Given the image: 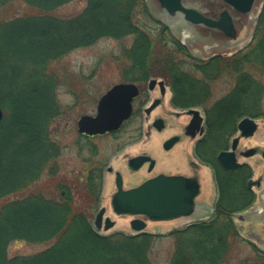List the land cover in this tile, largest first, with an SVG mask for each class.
I'll use <instances>...</instances> for the list:
<instances>
[{
    "label": "trees",
    "instance_id": "trees-1",
    "mask_svg": "<svg viewBox=\"0 0 264 264\" xmlns=\"http://www.w3.org/2000/svg\"><path fill=\"white\" fill-rule=\"evenodd\" d=\"M16 1L23 2L28 10L21 16H9L15 14L12 7ZM72 1L0 0V106L4 112L0 125V200L20 196L0 207V264H153L151 248L157 239L166 237L176 239L170 264H226L230 234L239 235L233 215L246 210L256 198L247 185L249 167L227 170L215 164L219 197L216 213L209 221L168 234L97 233L85 207L99 203L103 168H92L88 178L81 181V193L75 194V186L55 180L58 161H39L44 149L51 152L59 148L51 138L50 125L60 115L56 95L63 79L53 63L67 52L94 45L102 38L119 40L135 35L133 47L126 51L134 63L125 71L127 81L161 77L170 85L176 106L206 107L209 148L213 149L219 142L228 143L242 118L264 116L260 100L253 96L259 85L245 70L249 63L264 66V34L258 44L260 50L257 48L253 55L198 60L167 26L152 18L144 0H87L86 7L73 17L55 14ZM141 11L162 26L161 38L155 42L137 22ZM261 21L264 24V14ZM164 31L170 33V42ZM161 48L166 54L160 53ZM184 57L195 72L185 68L188 62ZM226 71H239L240 79L230 93L209 107L211 85ZM20 98L30 100L22 106ZM257 109L262 112L250 113ZM10 114L18 115V133L14 136L7 131ZM55 157L50 153V159ZM45 163L54 179L47 182L49 190L41 188L44 184L39 179ZM10 241L47 247L36 254L9 258L6 249ZM250 244L258 258L241 264H264V251Z\"/></svg>",
    "mask_w": 264,
    "mask_h": 264
},
{
    "label": "rangeland",
    "instance_id": "rangeland-1",
    "mask_svg": "<svg viewBox=\"0 0 264 264\" xmlns=\"http://www.w3.org/2000/svg\"><path fill=\"white\" fill-rule=\"evenodd\" d=\"M143 0H140V2ZM145 1V0H144ZM148 7L153 16L162 21L163 23L169 25L171 27L172 33L179 39H183L185 36L182 33L183 28L179 26L180 20L177 18H171L165 14L160 5L156 0H147ZM261 1V0H260ZM259 1V3H260ZM192 5L199 6L202 10L213 13L212 7L216 8L214 4L213 6L210 4V0H193L191 1ZM87 0H75L72 1L55 11V14L61 18H70L79 13L86 7ZM15 14H9V16H21L26 13L28 7L23 4L21 1H16L14 6L12 7ZM2 12V11H1ZM216 13V9H214ZM3 15V13H1ZM140 18L137 21L139 26L143 27L144 30L149 32L150 39L158 40L161 38V29L162 26L158 22L154 21L145 14L143 11L139 14ZM249 19V18H248ZM264 29V25L262 26V30ZM200 35H202L200 40L197 39L196 42H192L190 40L186 41L187 46L191 49V53L201 59H206L215 54L228 55L234 53L238 50L236 47L223 46L222 43L226 40L221 36L216 34L215 32H207L205 30L199 29ZM164 37L170 42V33L168 31H164ZM160 34V35H159ZM135 35H128L125 37L118 39L113 38H102L97 43L87 47H81L73 49L67 52L60 61L53 63L54 69L62 75L61 86L57 90L56 101L60 107V115L57 117L52 124L50 125V130H52V135L59 137L60 147L62 149L59 167H58V177L68 178L71 183H74L76 189L74 193H81V181H78V177L82 175L84 169L88 166V168L93 167H101L106 168L110 163L114 168H116L117 161H114V157H112L113 153L118 150V148L126 143L132 142L138 135L139 131H136V127L138 128L141 125V120L133 118L132 121L126 123L122 133L117 137H99L95 138L92 141H86L85 139H81L78 137L77 132V122L83 115H95L97 110V105L99 99L105 94L113 85L121 82H126L127 78L125 75V71L132 63L131 55L126 54L127 50L131 49L135 43ZM260 37V36H259ZM263 37V36H262ZM262 37L260 39H262ZM250 35L249 39L250 40ZM168 42V43H169ZM217 42L220 45H217ZM247 42V41H246ZM171 44V43H170ZM170 44L168 46H170ZM216 44V45H215ZM257 45L254 44L253 47ZM257 52V46H255ZM161 52L166 54V50L163 52L162 48ZM260 50V48H259ZM262 50V49H261ZM249 52V51H247ZM162 55V56H163ZM185 58V62L190 65H186V69L192 72L195 70L191 67V62L187 57ZM256 60V57L254 58ZM261 60V59H257ZM256 60V61H257ZM253 62V60H252ZM260 63V61H257ZM20 63V62H19ZM261 64V63H260ZM194 67V66H193ZM240 67V65L238 66ZM245 70L252 75V77L258 83V90L255 89L253 91V96L256 99L260 100V105L262 109H264V66H261L257 63H249L248 66H245ZM127 72V71H126ZM239 71H236V73ZM234 71L223 72L220 75V78L212 83V97L208 100L207 105L210 107L215 104L220 99L224 98L233 88L236 86L237 80L240 79V73L236 74ZM139 73L136 71L135 75ZM143 80V79H142ZM129 82V81H127ZM13 85H15V78L13 79ZM257 85V84H256ZM15 92V91H14ZM12 92L15 94L16 93ZM253 96L251 98H253ZM17 97V96H16ZM30 100L28 98H20V101L23 103L22 106H25L27 101ZM5 104H8L7 101ZM262 109L251 110L250 113H259L262 112ZM249 113V111L247 112ZM11 115V114H10ZM18 115L7 116L6 122L8 127L9 135L14 136L18 133V125L16 124V117ZM15 123V124H14ZM264 124H261V129L263 130ZM7 134V133H6ZM256 140H262V135H258ZM255 142V140H254ZM260 144V142H258ZM248 144H251L248 142ZM134 148V147H133ZM212 148H209L211 152ZM111 162L109 161L110 159ZM87 168V169H88ZM60 172V173H59ZM149 176V175H147ZM146 177V176H145ZM145 177L140 176L135 183H141ZM249 174L244 175L243 179L245 182L247 181ZM44 181H48V183L54 180L52 177L50 180L49 176L44 174ZM56 178L55 180H57ZM108 182L103 191V197L101 201V206L107 208L106 216L111 217L116 221V226L114 229L100 233L103 235L111 234L116 230H123L128 234H132V230L128 226L125 220L120 219L117 215H115L111 211V194L113 191V176L107 175ZM59 181V180H58ZM132 183H128V186H131ZM81 194L76 195V199ZM216 196V193H215ZM215 196L212 200H215ZM19 195H12L4 200H0V207L6 201H10L13 199L19 198ZM213 197V194H212ZM86 211L90 212V220L93 221V218L97 212V208L90 207V209L85 207ZM242 210L240 212H236L233 215V222L236 230L239 232L238 236H233L230 234V248L228 252L227 262L226 264H241L243 262H247L249 260H257L256 249L250 244L252 241L256 244V246L264 251V243L261 242L260 236L264 237V230L261 231V223H257L256 227L253 229L254 231L251 233L244 229L241 225L242 220L238 218V214L247 215V217L251 220L253 217L250 216L251 210L247 211ZM180 222V221H179ZM179 222H168L163 228H154L153 226H149L148 231L152 233H160V234H168L174 229H182L185 228L186 223ZM176 223V224H175ZM258 238V239H257ZM46 245H34L31 243H26L23 241L9 242L7 245V256L12 258L16 255H31L36 254L43 249H45ZM176 251V239L173 237L159 238L155 241L154 246L151 248L150 258L153 264H170V261ZM257 257V258H256Z\"/></svg>",
    "mask_w": 264,
    "mask_h": 264
},
{
    "label": "flooded vegetation",
    "instance_id": "flooded-vegetation-1",
    "mask_svg": "<svg viewBox=\"0 0 264 264\" xmlns=\"http://www.w3.org/2000/svg\"><path fill=\"white\" fill-rule=\"evenodd\" d=\"M210 1V4L212 6L214 4H218L215 5L216 8L212 7L214 14L206 12L207 15H210L213 18L220 19L221 13L224 10L231 11V15L233 17L234 22L235 35L237 36V38L234 39L231 37H227L223 32L209 29L206 27L187 28L188 30H191L188 35L195 36V39L192 40V42H196L197 39L199 40L200 38H203L201 37L202 35H200V32L198 31L199 29H202L207 32H215L216 34L221 35L226 40L222 43L223 46L231 45V47L233 48H238V50L234 52L233 55H239L242 53L245 55L249 53L250 55L255 54L256 48L254 47H258V44L261 41L260 38L264 34V31H260V29H262V26L264 25L261 21L262 16L264 14V4L258 3V5L253 11V14L243 15L234 12V10L230 8H227L224 3L219 0ZM146 3L148 6L147 0ZM147 8L149 9V7ZM214 9H216V13L214 12ZM167 26L169 27V25ZM169 28L171 29V27ZM240 33L241 36L238 38ZM249 35L251 37L250 40H248ZM180 42L184 45L182 41ZM254 44L257 45L253 47ZM217 45H220V43L217 42ZM186 47L189 50L190 54L193 55L190 51L191 49H189L188 46ZM218 56L226 57L222 54H215L206 59H201L197 57L195 58H197L198 60H210ZM151 79L152 78L150 77L146 80L140 79L134 82V84L138 87L139 93L133 99L132 114L130 118L126 120L117 131L99 135H88L78 132L77 128L79 138L85 139L86 141H92L93 139L99 137H117L122 133V130L124 129L126 123L132 121L133 118L141 120V125H139L138 128L136 127V131H139V135L134 140H132V142H128L120 146L118 150L113 153L112 157H114V161H117L116 168H114L110 163L105 169L103 168L101 195L96 208L100 209L102 207L101 201L103 197V191L108 182V174L113 176L112 182L114 188L111 194L110 207L111 211L114 213L112 206V198L116 192L117 171H120L122 173L125 188L136 186L137 183H135V180H137L140 176L145 177L146 175H149L145 177V179H147L148 177H152L158 174L156 170L159 165V161L168 162L166 165L173 161H185L187 165V173L185 175L190 174L191 176H196V174H198V172L201 170V166H203L204 164L207 165L210 169H212L215 175V164L220 165L218 160L219 154L222 151H232V142L237 137H239V141L237 143L236 149L234 150V154L236 156V159L241 162V167L248 166L251 170V176L248 181L251 180L252 183L251 188L249 189L252 190L254 193L264 194V126L263 130H260L261 124H264V116L256 118L252 117L259 121L258 128L253 135H242V132L239 130L237 125L236 132L232 137H230L228 143L224 144V142H219L217 144V147L213 148L210 152V140H208L209 131L207 125L208 111L206 107L202 105L189 108H182L176 106L173 103L172 97L167 91V83L165 82L166 90L163 91L157 85L151 88ZM191 108L196 109L198 111L197 115H191L188 113V110H190ZM199 118H202V120H198ZM258 135H262V140H256ZM51 138L54 140V143L59 146V148L56 151L51 152H49L47 149H44L42 151V157L39 159V161H60L62 151L59 143L60 139L58 136H54V134L51 135ZM172 141H174L173 144H171ZM248 142H250L251 144H248ZM258 142H260V144ZM50 153L51 156L55 155L56 157L54 159H50ZM112 157L109 160L110 162L111 160H113ZM147 157L149 158V162H146L137 170L134 169L135 162L133 161H136V159L138 158ZM151 161H154V166L151 170H149ZM58 167L59 162H57V168ZM221 167L224 168L223 166ZM87 168L88 166L84 169L82 175L78 177V181H84L88 178V174L91 171V168ZM48 171V165L47 163H45L43 165V174H41V176L39 177V179H41L40 182L44 184L41 185L42 189L44 187L48 188V181H44L43 179L44 174L46 176H49V179H51L50 175L48 174ZM57 178V180H59L60 182H69L70 187H74L75 185L74 183H71L70 179L68 178H59L58 172ZM128 183H132V185L128 186ZM214 203H212L211 206H206V208L201 205L202 203H197V211L205 209V213L212 217V214L214 215L216 213L217 202L215 204ZM261 207L262 208L258 216L260 217L259 222L261 223V230H264V205L262 202Z\"/></svg>",
    "mask_w": 264,
    "mask_h": 264
},
{
    "label": "water",
    "instance_id": "water-1",
    "mask_svg": "<svg viewBox=\"0 0 264 264\" xmlns=\"http://www.w3.org/2000/svg\"><path fill=\"white\" fill-rule=\"evenodd\" d=\"M156 1L167 16L180 20L178 24L182 26V33L185 36L180 41L186 46V41L195 39V36L188 35L191 30L187 29L193 27H206L223 32L227 37L237 38L230 10H224L221 13L220 19H216L207 15L206 11L202 10L199 6L192 5L191 1L193 0ZM219 1L238 14L250 15L253 14L260 0ZM261 3L264 4V0H261ZM151 15L153 16L152 13ZM240 36L241 33L238 38ZM232 54L234 53L226 56ZM155 85L159 86L163 91L166 90L163 80L157 78L151 79V88ZM138 93V87L134 83H119L114 85L100 98L95 115L81 116L77 123L78 132L88 135H99L117 131L124 121L130 118L132 114V102ZM188 113L197 115L198 111L190 109ZM2 120L3 110L0 106V124ZM198 120H202V118ZM238 128L242 132V135L251 136L257 130L258 123L254 119L246 117L239 122ZM238 141L239 137L233 140L232 151H222L218 156L219 163L226 169L235 170L241 166V163L236 159L234 154ZM173 143L174 141L171 144ZM148 160V157L136 159V161H133L135 162L134 169H139L146 162H149ZM153 166L154 161H151L149 170ZM202 173H204V169L202 168L201 172H198L196 176L182 173H158L153 177L143 180L136 186L125 188L122 173L117 171L116 192L112 198L113 211L119 218H128L131 230L136 234L146 233L149 223L172 222L179 219L190 220L195 218L198 198L202 193ZM251 183V181L248 182L250 188ZM94 226L98 231H109L116 226V221L106 216V208L101 207L95 215Z\"/></svg>",
    "mask_w": 264,
    "mask_h": 264
},
{
    "label": "crops",
    "instance_id": "crops-1",
    "mask_svg": "<svg viewBox=\"0 0 264 264\" xmlns=\"http://www.w3.org/2000/svg\"><path fill=\"white\" fill-rule=\"evenodd\" d=\"M168 162L166 161H159V165L157 167L156 172L157 173H187V165L185 161H173L170 162L168 165H166ZM203 179H202V193L200 197L198 198V202L202 203L201 205L206 208V206H211L214 200H212L215 196V185L213 181V175L211 169L205 167L204 173H202ZM213 194V197H212ZM206 215L205 209L199 211L197 213L198 217ZM259 219L253 218L249 219L246 217L245 220L242 219L241 225L244 227L245 230L250 231L251 233L254 231L253 229L256 227ZM179 222V221H177ZM167 222H156L151 223V226L154 228H163ZM182 223V222H179ZM176 224V223H175ZM258 234L257 236H259ZM261 242L264 243V237H261Z\"/></svg>",
    "mask_w": 264,
    "mask_h": 264
}]
</instances>
